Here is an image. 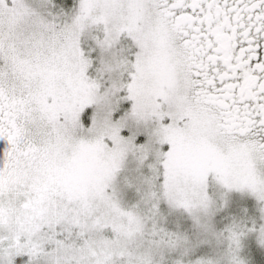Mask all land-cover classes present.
Returning a JSON list of instances; mask_svg holds the SVG:
<instances>
[{
	"label": "snow or ice",
	"instance_id": "snow-or-ice-1",
	"mask_svg": "<svg viewBox=\"0 0 264 264\" xmlns=\"http://www.w3.org/2000/svg\"><path fill=\"white\" fill-rule=\"evenodd\" d=\"M0 264H264V0H0Z\"/></svg>",
	"mask_w": 264,
	"mask_h": 264
}]
</instances>
